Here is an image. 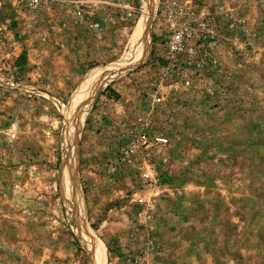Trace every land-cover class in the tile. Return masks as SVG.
I'll use <instances>...</instances> for the list:
<instances>
[{
  "label": "rangeland",
  "instance_id": "obj_1",
  "mask_svg": "<svg viewBox=\"0 0 264 264\" xmlns=\"http://www.w3.org/2000/svg\"><path fill=\"white\" fill-rule=\"evenodd\" d=\"M31 1L0 0V264H264V0H190L224 36L190 88L161 72L180 0Z\"/></svg>",
  "mask_w": 264,
  "mask_h": 264
},
{
  "label": "built area",
  "instance_id": "obj_2",
  "mask_svg": "<svg viewBox=\"0 0 264 264\" xmlns=\"http://www.w3.org/2000/svg\"><path fill=\"white\" fill-rule=\"evenodd\" d=\"M41 1L32 0L31 4L37 6ZM78 15L82 16L83 12L79 11ZM159 20L165 30V39L162 41L164 50L161 72L167 77H174L173 85L190 88L194 77L209 73L218 63L216 48L224 40V36L206 10L195 6L190 0L165 4ZM237 22L243 24L242 19L237 18ZM92 28L97 37L101 38L99 25L93 23ZM6 47L7 36L5 30L0 27V53ZM168 143L167 136L153 133L148 124L145 129L132 133L131 144L125 149L124 155L129 160H133L139 149L149 155L156 148L164 147ZM149 177V173L144 174V178L149 179ZM148 218L152 217L149 215Z\"/></svg>",
  "mask_w": 264,
  "mask_h": 264
},
{
  "label": "bare ground",
  "instance_id": "obj_3",
  "mask_svg": "<svg viewBox=\"0 0 264 264\" xmlns=\"http://www.w3.org/2000/svg\"><path fill=\"white\" fill-rule=\"evenodd\" d=\"M100 79L102 80V73L95 71L92 73L89 82H87V85L85 89L79 94L77 99H79L80 102H87L89 100V96L92 93H95L94 91L96 90L95 85L100 82ZM98 81V82H97ZM93 85V87H91Z\"/></svg>",
  "mask_w": 264,
  "mask_h": 264
}]
</instances>
